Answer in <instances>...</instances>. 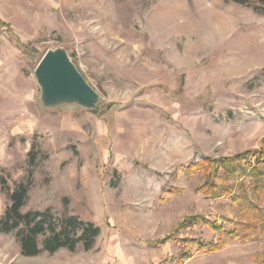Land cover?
I'll return each mask as SVG.
<instances>
[{"label": "rangeland", "instance_id": "1", "mask_svg": "<svg viewBox=\"0 0 264 264\" xmlns=\"http://www.w3.org/2000/svg\"><path fill=\"white\" fill-rule=\"evenodd\" d=\"M183 2L197 20L195 0ZM212 2L231 22L196 48V35L149 25L172 0H0V218L25 184L23 213L100 229L88 251L33 257L0 232V264H264V237L213 253L179 242L216 240L200 217L250 219L225 197L203 196V174L179 167L264 150V4ZM236 36L263 46L255 61L230 48ZM58 47L99 95L95 110L39 104L33 71ZM186 217L196 220L173 234Z\"/></svg>", "mask_w": 264, "mask_h": 264}, {"label": "trees", "instance_id": "2", "mask_svg": "<svg viewBox=\"0 0 264 264\" xmlns=\"http://www.w3.org/2000/svg\"><path fill=\"white\" fill-rule=\"evenodd\" d=\"M240 5H248L252 1L264 4V0H227ZM5 27V25L1 24ZM179 171L186 175L202 173L204 183L197 189L203 196L217 199L225 197L231 206L237 207L250 217L249 221L238 218L219 217L210 221L207 216L200 217L203 225L217 236L216 240L203 245L199 240H181V244H199L208 253L222 250L229 243L248 242L264 237V206L259 202L264 196V150H247L232 157L210 158L203 157L196 162L180 166ZM225 180L232 182L227 185ZM233 183L238 186L234 187ZM1 190L6 183L0 179ZM28 194V186L18 184L9 194V205L0 218V232L15 233L19 242L20 254L33 257L44 252L54 254L60 249L74 252L78 245L83 250H90L100 229L91 222H82L75 217L52 221L47 212H26L21 210ZM196 220L195 217L184 218L176 227L173 234L178 233ZM173 234L153 242L161 246L169 242ZM41 246L38 245V238ZM186 252L181 250L179 260L187 259Z\"/></svg>", "mask_w": 264, "mask_h": 264}, {"label": "water", "instance_id": "3", "mask_svg": "<svg viewBox=\"0 0 264 264\" xmlns=\"http://www.w3.org/2000/svg\"><path fill=\"white\" fill-rule=\"evenodd\" d=\"M33 78L39 90L38 102L43 108L92 111L98 107L99 95L75 67L64 48L47 50L37 63Z\"/></svg>", "mask_w": 264, "mask_h": 264}, {"label": "bare ground", "instance_id": "4", "mask_svg": "<svg viewBox=\"0 0 264 264\" xmlns=\"http://www.w3.org/2000/svg\"><path fill=\"white\" fill-rule=\"evenodd\" d=\"M212 1L213 0H195L199 17L197 20H193L187 17L183 0H172L171 5H163L161 13L150 19L149 25L154 31L159 30L163 33L168 31H181L196 35L197 42L195 46L199 48L209 43L210 37L214 33L221 34L231 22V18L224 9L223 11L218 9L215 2ZM179 17H184L185 22L177 25L176 20ZM229 46L230 48H235L242 54H246L247 62L257 57L263 49V46L257 45L255 40L243 39L240 36H236Z\"/></svg>", "mask_w": 264, "mask_h": 264}, {"label": "crops", "instance_id": "5", "mask_svg": "<svg viewBox=\"0 0 264 264\" xmlns=\"http://www.w3.org/2000/svg\"><path fill=\"white\" fill-rule=\"evenodd\" d=\"M167 246H168V245H166V247H165V248H167ZM164 252H165V254H166V249H165V251H164Z\"/></svg>", "mask_w": 264, "mask_h": 264}]
</instances>
